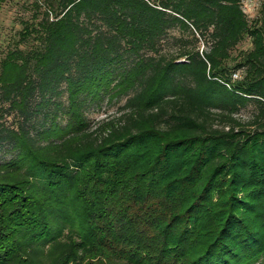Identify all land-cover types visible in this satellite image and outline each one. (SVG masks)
<instances>
[{
	"label": "trees",
	"instance_id": "obj_1",
	"mask_svg": "<svg viewBox=\"0 0 264 264\" xmlns=\"http://www.w3.org/2000/svg\"><path fill=\"white\" fill-rule=\"evenodd\" d=\"M43 4L0 61V264H264V0Z\"/></svg>",
	"mask_w": 264,
	"mask_h": 264
},
{
	"label": "rangeland",
	"instance_id": "obj_2",
	"mask_svg": "<svg viewBox=\"0 0 264 264\" xmlns=\"http://www.w3.org/2000/svg\"><path fill=\"white\" fill-rule=\"evenodd\" d=\"M44 0H0V61L6 56L7 51L15 47L24 49L29 47L30 39L20 41L21 31L28 23L33 22L35 16H42V11L45 9L44 4L41 8L35 10L34 2H43ZM33 3V5H32ZM243 9L250 20L258 16L262 0H241ZM38 19V18H37ZM252 46L250 39H245L237 47L238 49H248ZM203 48V47H201ZM239 50L235 51L236 54ZM241 70L235 72L234 78L240 77ZM124 103V97L109 100L103 99L99 104H93L86 109L85 115L92 123H95L105 117L119 115V107ZM252 106L241 110L237 117L247 121L251 116ZM12 117H8L7 122L11 123ZM6 122V123H7ZM6 159L10 154H4L0 151V157ZM1 163V161H0ZM257 264V263H254Z\"/></svg>",
	"mask_w": 264,
	"mask_h": 264
},
{
	"label": "built area",
	"instance_id": "obj_3",
	"mask_svg": "<svg viewBox=\"0 0 264 264\" xmlns=\"http://www.w3.org/2000/svg\"><path fill=\"white\" fill-rule=\"evenodd\" d=\"M234 76H235V74H234Z\"/></svg>",
	"mask_w": 264,
	"mask_h": 264
}]
</instances>
